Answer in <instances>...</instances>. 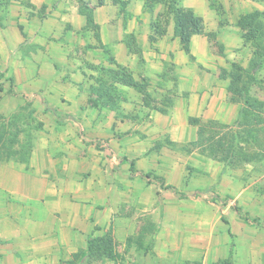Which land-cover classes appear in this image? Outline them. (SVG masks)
I'll list each match as a JSON object with an SVG mask.
<instances>
[{"label": "crops", "instance_id": "0c3cea01", "mask_svg": "<svg viewBox=\"0 0 264 264\" xmlns=\"http://www.w3.org/2000/svg\"><path fill=\"white\" fill-rule=\"evenodd\" d=\"M101 1L0 0V264L86 258L89 239L108 232L142 261L136 240L154 229L144 215L159 212L152 196L163 184L169 200L176 176L199 167L193 161L200 155L175 149L198 139L189 118L226 125L243 114L227 79L204 63L205 35L191 36L187 54L199 63L191 67L181 62L186 53L173 35L150 41L144 0ZM177 2L202 19L225 53L241 42L239 17L264 10L256 0ZM154 7L156 15L164 5ZM170 56L179 58L174 81L163 75ZM122 70L134 86L111 74ZM169 90L163 104L160 95ZM154 251L148 254L155 258Z\"/></svg>", "mask_w": 264, "mask_h": 264}, {"label": "rangeland", "instance_id": "374dc122", "mask_svg": "<svg viewBox=\"0 0 264 264\" xmlns=\"http://www.w3.org/2000/svg\"><path fill=\"white\" fill-rule=\"evenodd\" d=\"M125 1L130 4L133 0ZM150 1L153 0L148 2ZM168 1L170 0L164 2ZM256 1L264 3V0ZM155 7L143 5V14L147 12L145 14L149 16L147 30L150 29L153 39L163 37L169 40L173 35L172 30H169L173 23L172 15L168 13L166 5L155 15ZM131 8L135 10L130 6L129 11ZM253 12L264 14V10ZM260 19L264 23V17L261 16ZM143 25L147 23L142 20L139 30L144 28ZM220 25L222 24L219 23ZM207 33H213L214 37L205 35L210 59H205L204 63L215 68L212 70L219 78L227 79L228 85L232 78L233 88L227 85V90L233 100H240L242 104L241 119L234 124L210 127L205 123L201 128L203 137L199 140L200 144L175 145L177 154L200 155L201 157L195 156L193 161L199 167L187 165L185 175L176 176V187L169 186V200L163 195V184L157 188V195L152 196V206L158 207L159 212L154 209L144 215V220L150 222L154 229L141 232L144 237L136 240L140 243V250L143 249V257L140 258L142 261L137 262L133 258V247L127 245L124 248L119 246L120 242L114 241V251L118 256L116 259L85 258L81 264H220L227 259L229 252L232 264H264V42H260L258 36L244 41L240 31L241 42L238 47L233 53H225L215 33L204 34ZM135 41L136 45L142 47L144 38ZM177 45L182 51L178 41ZM170 57L171 60L165 61L163 75L174 81L179 75H174L179 58ZM214 57H217L216 64L213 62ZM181 62L191 67L199 64L195 56L187 53L185 60ZM200 64L197 69L207 71L210 75L209 67H202L203 63ZM128 71H119L118 76H132ZM139 71L142 74V70ZM112 72L114 71L111 74ZM141 74H138V81L143 86L147 79ZM238 74L240 79L236 77ZM173 93V90H169L160 95L159 100L166 104L168 95ZM152 103L149 100L147 102L149 105ZM204 158L210 162L208 168L203 166L205 163L200 165L199 160ZM241 213H247L257 221L247 225L241 218ZM142 216L136 217L141 220ZM149 234L153 244L148 239ZM150 243L156 248L153 254H157L158 263L155 262L156 257L148 254L152 248Z\"/></svg>", "mask_w": 264, "mask_h": 264}, {"label": "trees", "instance_id": "16d2710c", "mask_svg": "<svg viewBox=\"0 0 264 264\" xmlns=\"http://www.w3.org/2000/svg\"><path fill=\"white\" fill-rule=\"evenodd\" d=\"M148 1L149 0H144V4L145 5L147 4L148 8L152 7L156 3L167 6L168 13L172 15L173 36L178 39L185 53L189 52V42H190L192 35L203 34V35L208 36L209 38L214 37L213 33L204 34L203 32L204 25H203L202 19L199 16L195 15L192 10L185 9L179 6L176 0H170L168 2H164L165 0H153L150 2ZM101 2L102 1L100 0V3ZM261 16L264 17V14L259 13V12H250V13L243 14L239 17L236 23V26L240 29V31H242V37L244 41L246 39L247 40L256 39V37L258 36V38L260 39V42L262 41L264 42V30H263L264 23L260 19ZM152 39L153 38H151L150 41H152ZM232 66L237 67L235 64H232ZM112 74L115 75V77H118V71L112 72ZM236 77L240 79L239 74ZM118 78H120V76ZM120 80L122 83H126L127 85H133V86L135 85V82L133 81L131 75L122 77L120 78ZM232 86H233L232 78H230L228 87L232 89L233 88ZM189 123L196 124L198 128V139L195 142V144L196 145L200 144L199 140L201 141L203 137L201 128L204 125L202 123H199L198 120L191 119V118H189ZM213 125H218V123L213 122V121L206 123L207 127H210ZM235 211L237 213H240V210L238 208H235ZM240 215L243 221L247 225H252L253 223L257 221V219L250 218L247 213H241ZM87 245H88L87 251L85 252V255H84L87 259L88 258H104V259L108 258L110 260H113L118 257L114 251L113 241H112L110 234H107L102 237L91 238L89 239ZM82 259H81V256L80 257L74 256L73 259L67 261L65 264H81V262H83ZM220 264H232L231 252L228 253L227 259H225Z\"/></svg>", "mask_w": 264, "mask_h": 264}]
</instances>
